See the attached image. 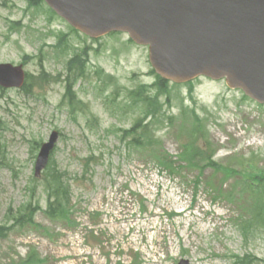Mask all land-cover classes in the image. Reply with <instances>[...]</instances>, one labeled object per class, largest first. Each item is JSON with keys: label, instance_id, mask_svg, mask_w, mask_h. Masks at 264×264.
I'll list each match as a JSON object with an SVG mask.
<instances>
[{"label": "rangeland", "instance_id": "374dc122", "mask_svg": "<svg viewBox=\"0 0 264 264\" xmlns=\"http://www.w3.org/2000/svg\"><path fill=\"white\" fill-rule=\"evenodd\" d=\"M82 51L80 76L68 61ZM0 62L30 84L0 87V264H264V104L208 77L162 88L147 46L91 39L42 0H0ZM186 117L202 122L193 157ZM54 130L49 166L71 184L63 219L46 214L35 176Z\"/></svg>", "mask_w": 264, "mask_h": 264}, {"label": "water", "instance_id": "95a60500", "mask_svg": "<svg viewBox=\"0 0 264 264\" xmlns=\"http://www.w3.org/2000/svg\"><path fill=\"white\" fill-rule=\"evenodd\" d=\"M45 1L91 38L121 31L148 46L151 64L164 79L225 78L229 87L264 103V0ZM25 79L23 65L0 63V86L22 87ZM58 138L55 130L42 145L36 176Z\"/></svg>", "mask_w": 264, "mask_h": 264}, {"label": "trees", "instance_id": "16d2710c", "mask_svg": "<svg viewBox=\"0 0 264 264\" xmlns=\"http://www.w3.org/2000/svg\"><path fill=\"white\" fill-rule=\"evenodd\" d=\"M35 1L37 2L38 0H30L31 3H35ZM63 39H64V37L62 39L59 38V40H60L59 42H62ZM82 52H83L82 54L77 53V52L74 53L73 57L70 58L68 61L69 69L75 71V74L80 75V76H82L84 74V66H83L84 60H82L81 57L83 54H85V51H82ZM43 74L50 77L49 74H47L45 71H43ZM28 78H29V76H28ZM157 78H158L159 86L162 88H166L167 85L169 84V82L167 80L161 78L159 75H157ZM29 86H30V84H26L25 89H27ZM70 88H71V85L68 86V92L69 93H71ZM141 98H144V96H142ZM146 99H147L149 107H152L155 104L151 100V97H146ZM153 99L156 100L157 98H153ZM151 111H152V113L157 112L156 109H151V110L147 111V113L150 114ZM186 118L188 121H191V120H194V121H193V128L191 127V133L188 132L193 136L190 139V141H188V144L185 147L186 150L184 151V153L187 156L189 155L190 157H193L192 152L194 151V148H193L194 142H196L200 138V136L198 135V132L200 133V135H204L200 131V125L202 122L200 119H198V117H190V118L186 117ZM147 125L148 124L145 125V130H147L146 128H148ZM131 130L134 131L135 126ZM144 139H147L146 141L148 143H152L146 135H145V137L143 135H141L140 138H135L134 143L139 145V146L147 145L148 143H146V141ZM171 162L172 161L170 160V163ZM197 177H198V179H200L201 176L198 175ZM42 179H44V182H45V191L47 192V198H48V206L45 210L46 214L50 218H54V219H63L66 216L70 215L71 211H72L71 184L69 183V181L65 180V174L58 171L57 168H53L51 165L50 166L48 165L47 169L44 171ZM197 183H199V180L197 181ZM31 207H32V204L28 205L27 209H30ZM261 209H264V207H262ZM34 211H35V209L33 210V212ZM257 217H260V218L264 217V213L262 212V210L259 211ZM14 221H16V222L18 221L22 226H24V225H26V223L28 221H33V218L32 217L26 218L25 216L20 215L18 217H15ZM246 222L248 223L246 226L249 228L251 226V224L248 221H246ZM29 223L31 224V222H29ZM6 232L7 231L5 229L2 233L0 231V239L3 238V235ZM28 259H30V262H33V263H35L36 261L37 262H44V259H38L37 257L34 258V254H32V256H30V258H28Z\"/></svg>", "mask_w": 264, "mask_h": 264}]
</instances>
